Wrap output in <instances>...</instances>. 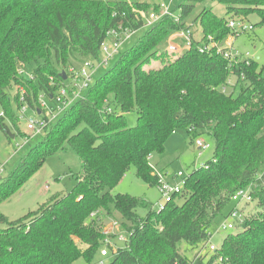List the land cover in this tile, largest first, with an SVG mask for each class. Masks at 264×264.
Segmentation results:
<instances>
[{"label": "trees", "instance_id": "1", "mask_svg": "<svg viewBox=\"0 0 264 264\" xmlns=\"http://www.w3.org/2000/svg\"><path fill=\"white\" fill-rule=\"evenodd\" d=\"M159 1L0 0V131L8 143L16 139L18 125L16 86L27 90L31 108L41 93L51 101L72 61L98 59L110 32L135 33L144 26L139 11H157ZM207 1L225 4V16L204 5L192 19L196 6ZM252 12L263 25L264 0H184L177 15L170 7V14L118 51L0 178L1 203L47 155L64 146L77 153L82 165L71 191L16 219L0 212V264H71L80 257L89 263L103 245L106 217L133 231L106 264H264V63L250 58L233 64L222 49L209 47L233 37L229 17ZM186 29L189 46L181 53H156L171 34ZM18 65L33 77L18 73ZM130 112L136 116L133 126L127 123ZM177 131L190 142L206 135L214 148L211 159L187 173L182 193L155 211L143 199L113 192L130 166L140 180L156 186L157 172L149 160L164 152L166 140ZM248 186L255 214L228 230L216 250L204 251L214 219L226 218L236 206L231 195ZM140 207L148 208L146 216L137 214ZM182 244L185 251L196 250L192 259Z\"/></svg>", "mask_w": 264, "mask_h": 264}, {"label": "rangeland", "instance_id": "2", "mask_svg": "<svg viewBox=\"0 0 264 264\" xmlns=\"http://www.w3.org/2000/svg\"><path fill=\"white\" fill-rule=\"evenodd\" d=\"M161 1L170 5L174 11V14L177 15L178 7L184 0ZM204 5L210 7L212 11L218 16H225V4L207 1L202 3L200 2V4L196 6L193 14L191 15L192 19L200 12ZM233 18H235L234 20L237 23L243 21L246 28L249 25H252L253 28L242 31L239 24H237L235 30H237L239 33L237 35H233L232 49H236L241 53H249L251 55L250 58L256 61L259 66H261L264 63V24H260V17H258L256 13L252 12L246 17H229L231 20H233ZM242 18L244 19L242 20ZM146 28L147 26H143L137 29L135 33L130 36V40L125 42L120 50L123 51L134 44L137 38L144 33ZM109 38L112 39L111 37ZM172 42L175 45H179L180 39H176ZM165 47L166 44L159 46L156 50V53H166ZM88 58L89 57H80V59ZM111 61H109L108 65L111 64ZM72 64L76 65V68L78 67V61H72L71 66ZM19 66L20 65H18L17 68H21L22 70L26 68ZM106 67L107 66H105V68ZM104 69L96 70L93 74V79L97 76H100V74L105 71ZM142 69L146 71L150 70L149 67L146 66ZM30 74L33 76L32 73ZM20 90H24L27 94V90L20 85L16 86V92L13 90L12 93L16 95L18 94L19 97ZM42 100L46 105L49 104V100L47 98H43ZM126 118L129 126L135 125V113H128ZM17 122L18 125H16V128L13 129L14 133L16 134V139L11 143H8L7 138H5L4 134L0 131V161L5 163V171L7 172H11V170L19 164L20 159L27 155L29 149L40 140V137H36L30 140V143L26 142L22 145H19L18 147H15L14 143L21 144L23 139H25L27 136V132L24 133V122L21 123L18 119ZM201 138L206 139V141H208L210 144L209 148L205 149L204 151H199L195 147L193 141L190 142L189 137L182 131L174 132L166 140L164 152L161 154L158 152L153 153L149 163L153 165L155 169L158 168L159 170H169L170 173L181 170L187 174L193 168L201 166V164L205 163V161L211 159L213 156L214 148L212 140L206 135ZM14 148H16V150H14ZM81 171L82 165L77 153L74 152L70 147L64 146V148L57 151V153L47 155L40 167L21 185L19 190L13 193L11 197L0 203V212L3 213L8 219L12 220L26 215L28 211L36 210L40 205L44 204V202L48 201L52 197L71 191L76 182V175ZM113 192L121 194L127 193L136 198L143 199L146 203L152 204L150 208L155 211L158 209V201L161 203L165 201V199L160 196L156 186H151L149 183L140 180L136 176L135 168L132 166H130V168L126 171L119 184L113 189ZM176 201L182 202L183 199L177 197ZM254 206L255 205L253 202H242L238 207L241 209L243 214L250 216L256 212V208ZM231 207L232 204H230L224 212H227ZM147 212V207H140L137 209V214L141 217L146 216ZM115 216L120 220L118 215ZM112 219L115 220L114 218L106 217L103 219V222L107 225ZM222 219V216L215 218L209 227L210 233L212 235L210 241L215 245H218L221 242L223 236L227 233V230L217 229L218 226L223 222L224 219ZM80 246L84 247V244L80 243ZM182 246V252H184L189 259H192L193 255L196 253V250L185 251L184 244H182ZM122 247H124V241L115 238L111 240L110 246L106 248L108 249L109 256H111V253H113L114 250H118ZM98 256L99 254L97 252L93 260L89 263L84 258L80 257L71 264H97L96 261ZM107 259L108 257H106L105 262H107Z\"/></svg>", "mask_w": 264, "mask_h": 264}, {"label": "built area", "instance_id": "3", "mask_svg": "<svg viewBox=\"0 0 264 264\" xmlns=\"http://www.w3.org/2000/svg\"><path fill=\"white\" fill-rule=\"evenodd\" d=\"M159 7L158 10H152L148 14L144 11H139L140 16L144 21V26H150L152 23L157 21V19L161 16L170 14V5L163 3L161 0L158 2ZM239 24L242 31L249 30L252 28V25H249L247 28L243 21L237 23L234 19L228 22V27L231 30H234L235 34H238L237 30H235L236 25ZM133 31L121 30L120 32L112 31L109 33V36L112 39L107 38L99 48L100 57L98 59L88 58L84 59L82 62L76 65L69 66L67 69V75L65 76V82L60 83L57 86V89L50 95L51 104L46 105L43 102V98H47L45 94L39 95L38 104L34 108H31L27 104V100L25 97L26 92L24 90H20L19 101L20 106L17 110V119L19 122L23 123L25 126L24 133L27 132V136L23 139L21 144L14 143L15 147L22 145L32 138L36 136L42 135L46 126L52 122L60 113L66 110L69 106L72 105L75 99H78L82 96V92L88 88L90 82L93 79V74L96 70L104 68L113 58L114 55L120 51L123 43L127 41L130 36L133 34ZM178 35L183 38V44L175 45L170 38L172 35ZM170 35L169 41L166 44L165 52L166 53H181L182 50L189 46V30L178 31ZM232 40L233 37H228L223 43L220 45H216L215 43L209 44V47L216 46V49L223 51L224 57H226L229 62L236 63L240 60H250L249 53H241L236 49H232ZM208 48V47H206ZM24 68L23 66H19ZM18 73L21 74H30L26 72L25 69L17 68ZM30 77H33L31 74ZM229 84L231 80H228ZM49 84L53 85V78H49ZM225 89V88H224ZM31 111V112H30ZM107 111H110V108H107ZM194 145L199 151H204L208 149L210 144L206 139L201 137L194 139ZM16 150V148H14ZM157 172V184L156 188H158V192L160 196L165 199V201L169 200L173 194H180L184 190L185 179L187 174L181 170L173 171L170 173L169 170H159L156 168ZM5 171V163L0 161V178L4 176ZM251 187H245L238 189L232 196V200L236 202V206L231 209L226 218H224L223 222L218 226V230H232L237 229L240 224L243 222L245 218V214L238 207L242 202H251L252 195H250ZM164 201V202H165ZM163 203L158 201L157 207L161 208ZM94 212L90 214V216H94ZM101 232L104 234L105 238L103 241V245L98 248V259L96 261L97 264H106L105 259L108 257L109 252L106 247L110 246V242L112 239L118 238L124 241V244L128 241L130 235L132 234V230H125L121 227V223L119 221L111 220L109 224H102ZM212 236V235H211ZM211 237L207 241L206 247L204 251H214L217 249V245L213 244L210 241ZM114 250L113 252H115ZM202 252V254L204 253ZM198 256V255H197ZM219 260V258L217 259Z\"/></svg>", "mask_w": 264, "mask_h": 264}, {"label": "crops", "instance_id": "4", "mask_svg": "<svg viewBox=\"0 0 264 264\" xmlns=\"http://www.w3.org/2000/svg\"><path fill=\"white\" fill-rule=\"evenodd\" d=\"M176 39H180V43H179V45L180 44H183V38L182 37H180V36H178V35H172L171 36V38H170V41H174V40H176ZM157 62L154 60L153 62H152V65L153 64H156Z\"/></svg>", "mask_w": 264, "mask_h": 264}, {"label": "water", "instance_id": "5", "mask_svg": "<svg viewBox=\"0 0 264 264\" xmlns=\"http://www.w3.org/2000/svg\"><path fill=\"white\" fill-rule=\"evenodd\" d=\"M63 76H64V78H65V74H64V72H63Z\"/></svg>", "mask_w": 264, "mask_h": 264}]
</instances>
